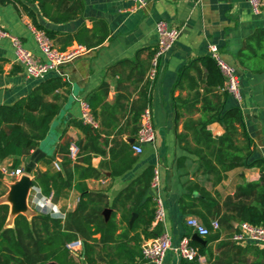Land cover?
<instances>
[{"label":"crops","instance_id":"0c3cea01","mask_svg":"<svg viewBox=\"0 0 264 264\" xmlns=\"http://www.w3.org/2000/svg\"><path fill=\"white\" fill-rule=\"evenodd\" d=\"M80 1L82 7L78 15L59 23L43 16L37 3L32 5L39 22L55 31L56 37L52 41L58 49H70L76 44L87 47L86 52L62 65L58 72L49 73L41 79L28 78L23 68L14 61L10 42L0 39V56L7 60L0 77V104L11 103L28 94L49 76L59 75L67 82L56 92L64 98L62 108L51 122L47 137L40 143L44 156L35 170L60 171L64 176L67 172L72 173L71 185L59 179L50 194H45L40 186L34 184L22 209L15 207L11 194V186L17 178L3 173L6 192L0 196V202L9 204L10 213L14 208L12 220L19 213L30 218L42 213L44 208L52 209L54 216L64 217L77 206L81 187L105 192L112 200L147 166L153 165L159 169L167 210L163 227L170 232L172 246L175 247L183 236L194 238L195 231L185 222L187 216H197L203 221L200 214L188 211L192 207L187 203H191L193 198L200 202L198 191L185 199L187 211L182 209L180 197L189 192V186L198 185L211 193V207L204 210L198 205L196 208L203 211L211 224L212 220L220 222L224 215L230 214L228 198L234 196L240 184L258 182L262 174L259 166H241L222 172L224 177L216 182L214 175L204 170V162L192 151L203 147V143L193 137L198 126L189 125L193 120L214 114L202 110V94L207 86L205 68L199 61L197 67L179 81L181 69L193 60L208 55L210 44L219 47L221 56L236 67L240 78L241 99L230 94L225 108L241 107L252 141L250 160H264V72L245 71L238 66L237 59L244 38L254 28L264 26V11L254 14L247 0H146L139 9L131 0ZM71 4L72 1L66 2L61 13ZM161 19L179 28L180 34L161 58L156 79L150 81L148 71L157 45L155 26ZM31 26L32 20L26 13L18 12L13 4L0 2V27L19 36L26 47L43 58L34 41ZM18 66L20 71L13 69ZM221 90L218 88L214 92ZM197 91L201 99L194 103ZM79 99L91 105L98 124L92 127L97 132L96 136L89 137L81 128L70 123L74 118L80 119ZM148 104L153 111L156 139L144 145L143 153L137 154L131 141L135 139L141 113ZM206 129L213 137L225 132L218 120L209 122ZM243 140L239 136L238 142ZM71 141L81 143L83 150L78 160L67 162L62 147ZM27 160L24 159L19 167H25ZM55 162L60 169L55 167ZM12 163L13 157H7L0 163V170L13 169ZM113 169L118 173L113 174ZM31 176L34 179L33 173ZM153 192L148 190L149 194ZM49 195L52 198L46 205L45 197ZM107 209L110 213L113 210L112 207L105 208L106 218L110 215ZM217 231L219 237L209 243L214 255H201L204 264H219L218 256L222 260H240L247 264L260 260L261 247L258 245L251 243L242 245L241 249L234 247L230 239L233 230L228 229L227 224L220 223V228L212 233ZM180 260L181 256L170 249L162 264H179Z\"/></svg>","mask_w":264,"mask_h":264},{"label":"trees","instance_id":"16d2710c","mask_svg":"<svg viewBox=\"0 0 264 264\" xmlns=\"http://www.w3.org/2000/svg\"><path fill=\"white\" fill-rule=\"evenodd\" d=\"M72 4L61 13L66 2ZM2 4H13L18 12L26 13L32 20L33 26L45 31L50 39L56 37L55 31L46 27L37 18L32 5L37 3L43 16L56 23L66 22L75 18L81 10L80 0H0ZM81 41V39H79ZM238 66L252 73L264 72V26L254 28L243 40L237 54ZM6 58L0 56V77L4 73ZM201 62L205 68V92L202 94L203 112H214L213 115L193 120L189 126H198L193 137L203 147L192 149L204 162V170L214 175L215 181H220L222 172L241 167L259 166L262 169L258 182L240 184L233 197L228 198L230 214L223 216L220 223L228 225V229L236 231L237 224L249 222L254 225L264 223V160L251 157L252 141L247 133L242 109L239 105L225 108V102L230 95L224 89V76L216 61L210 54L201 56L184 66L180 72V80L189 75L191 69ZM21 70V67H14ZM67 85L59 75L49 76L41 80L26 95L11 103L0 104V163L7 157H13L12 168H18L24 159L39 148L51 127V122L62 108V98L56 92ZM221 88V92H214ZM211 94L210 96H208ZM200 92L194 95L193 102L200 101ZM52 97V99H49ZM223 98V100H222ZM64 99V98H63ZM216 100V101H214ZM192 103V105H194ZM218 120L225 128V132L213 137L206 127L209 122ZM72 125L82 129L89 137L97 132L90 125L80 119L70 120ZM138 130V128H137ZM137 133V131H136ZM239 136L243 142L239 143ZM63 137V135H62ZM81 151L83 145L78 143ZM69 142L62 147L64 159L67 156ZM101 153L105 150L98 149ZM113 151L111 150V153ZM155 166H147L135 179L122 189L112 200L102 191H90L81 187L80 200L74 210L68 211L64 217L51 214L37 213L30 218L23 213L14 217L13 224H8L10 212L9 204L0 202V264H146L142 259L141 244L145 239L160 235L164 231L162 223L154 226L155 201L151 189V181ZM113 174L118 172L113 169ZM34 184L40 186L45 194H50L52 186L63 179L71 185L72 173L66 176L59 172H33ZM4 174L0 170V196L6 192L2 182ZM189 192L180 197V204L186 210V198H190L194 191L200 193V202L193 198L187 203L188 211L200 214L203 222L210 226L202 210H196L198 205L202 209L211 207V193L198 185L188 187ZM112 207V212L106 218L104 210ZM194 208V209H193ZM120 214V216H118ZM136 214L133 223H130ZM233 222L236 224L234 225ZM99 235V236H97ZM219 237V232L210 233L206 243L193 238L190 243L198 249V256L192 260L181 258L179 264H201L200 255L213 256V249L209 243ZM80 240L81 252L77 253L67 247V244ZM234 247L243 246L235 242ZM247 246V245H246ZM259 248V247H258ZM261 258L251 264H264V247L259 248ZM219 264H247L243 261L222 260L217 257Z\"/></svg>","mask_w":264,"mask_h":264},{"label":"built area","instance_id":"2783aa9c","mask_svg":"<svg viewBox=\"0 0 264 264\" xmlns=\"http://www.w3.org/2000/svg\"><path fill=\"white\" fill-rule=\"evenodd\" d=\"M134 7L139 9L143 7L146 0H131ZM254 14H261L264 11V0H247ZM157 45L151 60V66L148 71V78L154 81L158 74L160 60L164 54L177 41L180 29L172 26L167 20L161 19L156 23ZM31 31L34 41L39 50L43 54L36 55L31 49L25 46L23 40L0 27V39H7L14 52V61L23 68L25 75L28 78L41 79L52 72H58L62 65L72 61L79 55L87 51V47L81 44H76L70 49H58L52 39L48 37L45 31L31 26ZM209 54L214 58L221 73L224 76V89L236 99H241L240 78L237 69L234 65L228 63L220 54L219 47L216 44L209 45ZM81 110L80 120L91 127H97V120L93 114L91 105L84 99H79ZM156 139V128L153 122V111L151 104H148L142 111L138 130L132 148L135 153L141 154L144 151V145L154 142ZM81 155V148L76 141H71L68 146L67 156L75 161ZM57 169L60 166L57 162L54 163ZM12 178H20L25 174V167L15 169H5L2 171ZM151 189L154 190L153 198L155 201V216L152 226L162 223L164 224L167 216L165 200L162 196L161 178L158 167L154 168V175L151 181ZM45 203L51 201L52 195L45 197ZM42 213L53 215V210L44 208ZM186 225L193 229L200 237H207L212 231L220 228V222L217 219L211 221L210 226H207L197 216H187L185 219ZM237 230L234 231L230 239L240 245L256 244L259 247H264V223L254 225L249 222L237 224ZM190 236H183L177 246H172V236L170 232L163 231L158 236L145 239L141 244L142 259L146 264H162L168 250H175L181 258L189 260L198 256V249L191 243ZM67 247L77 253L81 252L82 244L80 240L73 241L67 244ZM78 250V251H77ZM199 261L204 264V257L199 256Z\"/></svg>","mask_w":264,"mask_h":264},{"label":"water","instance_id":"95a60500","mask_svg":"<svg viewBox=\"0 0 264 264\" xmlns=\"http://www.w3.org/2000/svg\"><path fill=\"white\" fill-rule=\"evenodd\" d=\"M135 139H132L131 142H134ZM44 156V152L37 148L35 149L32 154L29 156L26 165H25V174L21 175L20 178L15 181V183L11 186V194L13 197V203L17 209H22L26 206L27 197L30 194L31 189L33 188L34 181L31 176V174L35 171L36 165L39 162V160ZM2 203V202H1ZM107 213H110V210H106ZM14 214V208L13 211L8 216V224L11 226L13 224V217ZM16 216V215H15ZM136 214L133 215V217L130 220V223L132 224L134 221ZM194 240L206 243V240L203 237H200L197 233L194 234ZM50 264H57L55 262H52Z\"/></svg>","mask_w":264,"mask_h":264},{"label":"rangeland","instance_id":"374dc122","mask_svg":"<svg viewBox=\"0 0 264 264\" xmlns=\"http://www.w3.org/2000/svg\"><path fill=\"white\" fill-rule=\"evenodd\" d=\"M49 141H51V139H50ZM0 188H1V187H0Z\"/></svg>","mask_w":264,"mask_h":264}]
</instances>
